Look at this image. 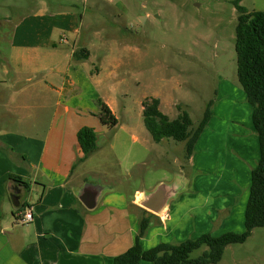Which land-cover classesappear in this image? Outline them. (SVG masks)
<instances>
[{
    "label": "rangeland",
    "instance_id": "rangeland-1",
    "mask_svg": "<svg viewBox=\"0 0 264 264\" xmlns=\"http://www.w3.org/2000/svg\"><path fill=\"white\" fill-rule=\"evenodd\" d=\"M39 1L0 0L12 4L1 5L0 15L17 18ZM50 1L51 8L60 5L57 0ZM60 1L75 4L81 18L78 44L89 53L83 63L98 73L94 92L87 95L85 89H77V102L69 103L85 108L82 115L61 118L65 131L77 117L96 134V149L74 165L72 180L108 187L102 198L121 192L127 200L136 189L149 191L159 182L180 177L187 180L184 189L171 199L165 218L149 216L151 222L141 241L144 247L164 239L177 243L203 233L218 236L244 231L250 169L258 159V141L251 105L236 74L238 12L232 0ZM239 3L248 10L264 9V0ZM93 94L96 97L91 99ZM153 97L169 118L186 110L192 126L211 101L210 118L189 160L184 158V141L162 138L156 142L145 128L142 103ZM97 99L111 102L117 118L114 126L101 124ZM16 118L19 127L36 122L32 115ZM56 118L60 123L59 116ZM24 196L22 193L21 202ZM102 198L90 211L100 209ZM64 200V204L70 202ZM12 209L16 206L5 203L4 215L12 218ZM145 216V211L129 202L123 221L116 224V217L111 216L101 234L107 243L109 238L114 243L128 228L133 237ZM102 218L103 214L97 215L98 222ZM206 250L208 246L201 244L189 256ZM140 264L151 263L141 260ZM208 264H264V225L253 228L243 242L227 244L220 259Z\"/></svg>",
    "mask_w": 264,
    "mask_h": 264
},
{
    "label": "crops",
    "instance_id": "crops-1",
    "mask_svg": "<svg viewBox=\"0 0 264 264\" xmlns=\"http://www.w3.org/2000/svg\"><path fill=\"white\" fill-rule=\"evenodd\" d=\"M57 3L54 9L52 1L40 0L17 18L0 15V19L14 21L8 65L0 61V264H111L113 256L133 242L128 228L114 243L110 238L107 243L101 231L111 216L116 217V224L123 221L129 202L134 203L140 190H134L130 200L121 192L102 198L103 193L97 211L84 207L74 193L83 184L72 180V175L82 156L76 132L84 124L76 117L65 131L61 118L82 115L85 108L69 103L77 102V89H85L87 95L94 92L98 73L83 63L89 53L86 59H73L74 49L80 47L81 21L75 4ZM6 4L12 5L0 6ZM103 102L114 114L111 102ZM17 115H32L36 122L19 127ZM57 116L60 123L55 122ZM10 174L26 183L18 186L25 193L22 202L33 212L28 223L15 221L19 208L11 210L12 218L4 215L5 203L13 205L10 195L17 185ZM64 199L70 202L64 204ZM168 209L158 216L165 218ZM101 214L104 218L98 222ZM124 222L126 226L125 217Z\"/></svg>",
    "mask_w": 264,
    "mask_h": 264
},
{
    "label": "trees",
    "instance_id": "trees-1",
    "mask_svg": "<svg viewBox=\"0 0 264 264\" xmlns=\"http://www.w3.org/2000/svg\"><path fill=\"white\" fill-rule=\"evenodd\" d=\"M232 3L238 12L234 30L236 74L246 100L251 105V122L258 141V159L250 169L249 190L244 208V231H227L218 236L203 233L196 238H186L177 243L160 241L146 248L141 244V237L151 222L149 216L154 214L141 208L148 216L140 218L132 244L114 255L111 264H139L141 260L151 264L214 263L220 259L227 244L243 242L253 228L264 225V9L248 10L239 0H232ZM13 29L14 21L0 19V61L6 65ZM72 56L76 60L86 59L88 50L77 47ZM97 102L101 123L114 126L117 118L108 105L101 99H97ZM158 104L159 100L155 97L143 101L142 117L145 128L156 142L162 138L184 141V158L188 159L210 118L211 101L207 102L203 115L195 126H192L186 110L182 109L174 118H169L159 109ZM76 138L82 151L78 160L84 159L96 149V134L92 127H80ZM9 179L17 185L26 186L19 175L10 174ZM25 205L26 203H22L16 209ZM201 244H206L208 250L196 257H190V252Z\"/></svg>",
    "mask_w": 264,
    "mask_h": 264
},
{
    "label": "water",
    "instance_id": "water-1",
    "mask_svg": "<svg viewBox=\"0 0 264 264\" xmlns=\"http://www.w3.org/2000/svg\"><path fill=\"white\" fill-rule=\"evenodd\" d=\"M186 184L187 180L183 177L169 183L159 182L149 191L140 190L135 195L133 202L154 215H162L168 209L171 199L175 198ZM107 189L108 187L86 182L75 187L74 193L84 207L93 209ZM21 195L20 187L15 185L10 195L14 206L17 207L23 203L20 200Z\"/></svg>",
    "mask_w": 264,
    "mask_h": 264
},
{
    "label": "built area",
    "instance_id": "built-area-1",
    "mask_svg": "<svg viewBox=\"0 0 264 264\" xmlns=\"http://www.w3.org/2000/svg\"><path fill=\"white\" fill-rule=\"evenodd\" d=\"M16 220L21 223L25 224L33 220V212L30 207L24 206L23 208L18 209Z\"/></svg>",
    "mask_w": 264,
    "mask_h": 264
}]
</instances>
